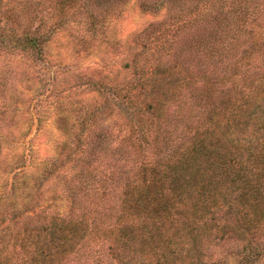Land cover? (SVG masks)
Segmentation results:
<instances>
[{
    "label": "trees",
    "instance_id": "1",
    "mask_svg": "<svg viewBox=\"0 0 264 264\" xmlns=\"http://www.w3.org/2000/svg\"><path fill=\"white\" fill-rule=\"evenodd\" d=\"M12 1L0 0V50L27 56L43 54L71 18L96 33L132 1L167 15L136 34L138 56L153 57L137 84L149 87L146 102L105 87L77 133L56 130L64 153L44 158L29 204L54 190L38 214L15 213L0 229V264L262 260L264 42L233 40L249 20L264 23V0H60L59 19L31 34L23 30L28 0ZM184 240L190 248L181 257Z\"/></svg>",
    "mask_w": 264,
    "mask_h": 264
},
{
    "label": "rangeland",
    "instance_id": "2",
    "mask_svg": "<svg viewBox=\"0 0 264 264\" xmlns=\"http://www.w3.org/2000/svg\"><path fill=\"white\" fill-rule=\"evenodd\" d=\"M40 1L43 0H28V7L23 11V30L29 34L59 19L60 0L38 4ZM19 2L13 0L12 4ZM166 15L165 11L156 17L150 15L137 1H132L125 12L96 33L76 17L71 18L44 43L43 54L34 50L27 56L21 51L0 50V229L15 213L38 214L42 199L54 190L44 191L37 206L29 204L35 198L45 170L42 162L52 152L64 153L65 144L58 143L60 136L56 130L68 136L77 133L84 112L102 101L101 93L108 92L105 87L131 89L137 94L136 100L146 102L150 89H141L137 84L148 76V64L153 57L148 52L138 56L142 42L136 39V34L150 22L157 24L164 20ZM248 22L245 25L248 31L242 29L247 32L240 33L233 42H264L261 19ZM237 23L244 26L239 19ZM144 63L147 65L142 67L140 64ZM30 143L33 152L29 151ZM19 162L27 167L31 164L30 170L22 172V165L16 166ZM51 181L44 182V190ZM231 237L234 235L228 233L225 239ZM230 241L233 245L238 242L233 243V238ZM184 242L176 246L181 257L190 248L188 241ZM262 258L257 264H264V254Z\"/></svg>",
    "mask_w": 264,
    "mask_h": 264
}]
</instances>
